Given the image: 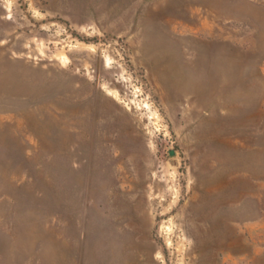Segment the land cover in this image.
Listing matches in <instances>:
<instances>
[{"label":"rangeland","instance_id":"1","mask_svg":"<svg viewBox=\"0 0 264 264\" xmlns=\"http://www.w3.org/2000/svg\"><path fill=\"white\" fill-rule=\"evenodd\" d=\"M0 264H264V0H0Z\"/></svg>","mask_w":264,"mask_h":264},{"label":"water","instance_id":"2","mask_svg":"<svg viewBox=\"0 0 264 264\" xmlns=\"http://www.w3.org/2000/svg\"><path fill=\"white\" fill-rule=\"evenodd\" d=\"M170 154H172V155H173V154H174V151L172 150V151L170 152Z\"/></svg>","mask_w":264,"mask_h":264}]
</instances>
